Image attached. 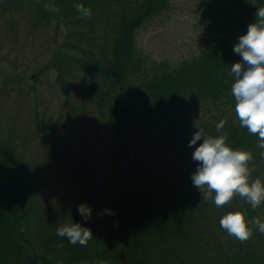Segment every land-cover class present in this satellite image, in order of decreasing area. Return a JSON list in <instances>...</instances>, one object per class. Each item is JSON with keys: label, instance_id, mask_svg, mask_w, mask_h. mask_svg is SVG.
<instances>
[{"label": "trees", "instance_id": "1", "mask_svg": "<svg viewBox=\"0 0 264 264\" xmlns=\"http://www.w3.org/2000/svg\"><path fill=\"white\" fill-rule=\"evenodd\" d=\"M0 1L4 10H12L2 16L1 22L8 33L15 34L14 41L23 35H48L50 21H61L59 12L63 9H68V18L82 15L72 6L75 1L85 7L92 4L93 8L97 2ZM125 1L116 2L115 19L103 12L92 16V20H107L108 23L101 37V42H105L100 43L96 56L91 59L93 65H89L101 72V79L107 85L101 86L90 80L85 103L91 105L94 98L92 108L98 113L103 129L111 131L118 139L115 144L119 149L117 154H126L125 159L130 157L127 168L121 166L125 159L115 168L116 172H123L125 190L106 203L110 212H114L116 240L105 243L106 248L99 253L105 254L107 263L112 258L122 260L113 264H261L258 250L239 253L229 245H220L213 235L218 228L216 220H220L222 214L213 200L201 193L191 180L198 165L192 160V153L202 141L193 147L188 145L192 135L203 129L209 136H226V144L234 150L250 152L252 160L249 164L255 165L257 159H264V148L258 146V135L241 127L231 94L235 82L231 65L242 62L233 47L239 37L246 34L248 25L257 19L255 13L258 8H264V0L212 1L209 20L215 25L216 34L201 53L174 67L166 62H146L135 39L139 28L167 9L169 0ZM55 31L53 47L45 51L54 60L42 68V73L48 66L61 68L57 55L61 37L70 36L85 44L90 38L82 33L65 31L61 35ZM47 40H51L49 36ZM21 76L15 73L13 80L6 83H14L16 88L24 79ZM32 89H35L34 85H30L29 90ZM20 93L9 102L12 105L16 102V107L29 105L24 97L34 94L23 93L20 98ZM19 114L20 111L16 112L14 120L11 119L14 129L23 120ZM221 121L224 126L218 132L216 126ZM163 156L169 159L165 160ZM139 157L143 158L142 162ZM15 163V158L10 156V147H4L0 141V264H17L19 249L16 245L18 241H25L21 236L25 207L17 215L18 208L14 206V196L22 188L16 169L13 170L17 166ZM111 181L114 182L112 177ZM107 190H111L110 187L104 186L100 193ZM244 203L237 195L222 208L233 213L243 210L252 215V209ZM55 252L56 257L48 258L24 255L22 264H75L82 260L83 254H87L85 264L89 261L101 263L98 256H104L99 253L94 256L69 242L56 244ZM37 257L40 262H36Z\"/></svg>", "mask_w": 264, "mask_h": 264}, {"label": "rangeland", "instance_id": "2", "mask_svg": "<svg viewBox=\"0 0 264 264\" xmlns=\"http://www.w3.org/2000/svg\"><path fill=\"white\" fill-rule=\"evenodd\" d=\"M117 1L97 0L96 8L92 4L87 5L91 9L90 17L78 15L68 18V9H63L59 12L60 18H63L61 21H50L48 35H23L17 41H14L15 34L8 33L7 27L1 22L2 16L5 17L12 10H4L0 3V141L4 147H10V156L17 162L13 170L16 169V177L22 186L14 196L17 215L25 207V215L21 219V236L25 241H18L16 245L19 249L17 264H22L24 255L56 257V244L68 242L66 237L56 235V229L72 221L89 228L94 237L87 246L79 243L74 246L83 247L94 256L106 248L105 243L111 244L116 240L114 215L110 214L111 208L106 203L125 190L123 172H116L115 168L126 158V154H117V137L103 129L98 113L92 108L94 98L91 105L85 103V93L91 84L90 80L101 86L107 85L101 79V72L89 65H93L91 59L105 42H101V37L108 23L107 20H92V16L103 12L115 19ZM212 1L169 0L167 9L147 21L135 34L141 57L146 62H166L174 67L201 53L216 34V27L209 20ZM76 4L78 1L72 6ZM55 30L61 35L66 31L69 34L90 35V38L85 44L70 36L66 39L61 37L57 48L61 68L48 66L42 73V68L54 60L45 51L53 47L52 35ZM47 36L51 40H47ZM15 73L22 74L24 78L16 88L14 83H6L7 80H13ZM30 85H34L35 89L29 90ZM20 92L34 94L24 97L29 105L16 107V102L14 105L9 102H13ZM23 93L18 96L22 98ZM18 111L23 120L14 129L11 123ZM163 158L169 159L166 156ZM138 159L139 162L143 161V158ZM129 160L130 157L125 159L121 166L127 168ZM248 166L253 169L249 182L257 178L264 182V159H257L255 165L252 163ZM104 186L111 190L101 194ZM81 204L91 209L88 220L77 210ZM244 204L252 209L250 216L241 211L252 230L248 240L241 242L229 235L220 227L219 219L216 220L218 228L212 233L220 245H229L236 252L244 254L249 253V250H258L260 262L264 264V234L253 223L254 219L264 222V202L255 209L246 202ZM217 211L222 214L221 217L229 213L222 207ZM86 255L83 254L82 260L75 264H85ZM100 255H104L98 256L101 263L89 261L88 264L122 261L112 258L107 263L104 260L105 254ZM36 262H40L39 257Z\"/></svg>", "mask_w": 264, "mask_h": 264}, {"label": "clouds", "instance_id": "3", "mask_svg": "<svg viewBox=\"0 0 264 264\" xmlns=\"http://www.w3.org/2000/svg\"><path fill=\"white\" fill-rule=\"evenodd\" d=\"M74 7L78 13L90 17V8L83 4H76ZM255 16V22L248 25L246 34L240 36L233 47L234 53L241 56L242 62L231 65V75L235 80L231 86V94L235 99V113L241 127L247 128L250 134L258 135V146L264 148V8H258ZM223 126L224 121L219 122L217 131ZM226 139L224 135L209 136L203 129L192 135L189 147L202 141L192 153V160L198 162L196 171L191 175L192 183L207 198L212 199L218 208L229 204L238 195L255 209L264 202V182L259 178L249 182L253 169L248 165L252 154L232 149L226 144ZM77 210L85 220L90 218L91 209L86 204L78 205ZM110 214L114 215V212ZM219 223L222 229L241 242L252 236V230L240 211L229 212ZM253 223L264 234V222L254 219ZM56 235L66 237L72 245L79 243L81 246H87L94 238L89 228L73 221L58 227Z\"/></svg>", "mask_w": 264, "mask_h": 264}]
</instances>
